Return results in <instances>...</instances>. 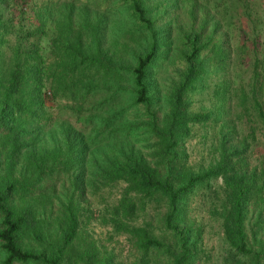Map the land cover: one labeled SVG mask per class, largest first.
<instances>
[{
  "label": "trees",
  "instance_id": "obj_1",
  "mask_svg": "<svg viewBox=\"0 0 264 264\" xmlns=\"http://www.w3.org/2000/svg\"><path fill=\"white\" fill-rule=\"evenodd\" d=\"M121 1L102 11L53 2L49 58L17 36L8 71L0 76L6 78V84L0 78V152L8 178L0 179V264H108L79 235L76 197L91 183L123 184L109 221L130 236L139 264L151 258L155 264H194L199 232L186 202L218 178L221 189L210 193L222 229L223 264H264V166H251L249 159V150L257 154L260 148L237 140L233 122H224L206 169L192 171L178 152L191 126L210 118L190 111L187 95L211 64L219 69L226 62L215 26L203 39L205 26L180 38L184 50L176 58L183 66L162 107L147 83L158 52L154 23L141 0ZM247 87L239 93L243 111L251 110L264 130V54L255 53ZM50 98L60 99V112L79 125L63 121L42 139L40 120ZM134 109L142 110V120L134 121ZM88 169L92 174L83 178ZM147 205L164 207L156 217L159 236L152 222L135 223Z\"/></svg>",
  "mask_w": 264,
  "mask_h": 264
},
{
  "label": "rangeland",
  "instance_id": "obj_2",
  "mask_svg": "<svg viewBox=\"0 0 264 264\" xmlns=\"http://www.w3.org/2000/svg\"><path fill=\"white\" fill-rule=\"evenodd\" d=\"M55 1L60 3L68 1L77 6L86 3L98 11L124 5L121 0H114L112 4L98 0H0V40H2L0 76L8 71L17 36L18 40L21 38L25 40L23 43L25 46L33 43L43 58H49L51 41L54 37L53 21L56 18V8L54 13L51 12ZM141 1L147 16L154 23V31L159 40L156 48L158 52L149 70L147 83L160 106L163 107L164 95L176 81L183 66L176 58L177 52L184 50L180 42L183 35H190L205 26L204 34L201 35L203 39L214 25L216 31L213 37L221 42L227 53L225 64L219 69L211 64L203 79L196 82L193 89L188 92L190 111L207 112L210 118L204 123L191 126L189 136L179 144L178 152L182 162L192 171L206 169L215 158L223 123L230 125L233 122L237 140L247 138V142L252 147L260 148L257 154L253 153L252 149L249 150L251 166H264V130L256 122L251 110L243 111L239 96L241 88L248 90L255 53L259 56L264 54V0ZM40 26L42 27L38 30ZM243 41L245 45L241 48L240 44ZM143 50L139 52L142 53ZM0 78L6 84V78ZM44 89L49 90L46 87ZM47 96L50 97V94L47 93ZM51 98L45 100L44 115L40 120L41 125L44 126L42 139L48 135L45 131H54L63 121L73 126L79 125L66 111L60 112L58 106L61 104L60 99ZM134 110V121L142 120V110ZM130 111L133 112V109ZM250 127L255 131L252 135ZM223 132L226 130L223 129ZM141 135V139L146 136L144 133ZM144 141L140 143H145ZM3 157L4 154L0 152L1 180L8 179ZM15 167L18 171L20 163ZM91 174V169H88L83 178ZM57 180L55 178L54 181ZM54 181L46 180L48 184ZM84 188L81 196L76 197L81 239L91 245V249L97 253L103 263L139 264L141 253L130 236L118 232L109 221L110 209L118 200L123 184L113 183L99 188L96 183H91L85 184ZM210 189H221V179H213L199 186L186 202L187 215L194 221L196 232H199L197 243L199 253L194 264H223L224 260L222 229L220 220L214 213L217 203ZM163 208V206L147 205L145 210L138 212L135 223L142 225L147 221L152 222L153 233L159 236L156 217L157 212ZM52 216H55V212ZM158 262H162V259ZM149 264H155L153 258L150 259Z\"/></svg>",
  "mask_w": 264,
  "mask_h": 264
}]
</instances>
